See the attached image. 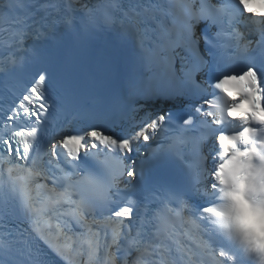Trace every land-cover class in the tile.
<instances>
[{
  "label": "snow or ice",
  "instance_id": "snow-or-ice-1",
  "mask_svg": "<svg viewBox=\"0 0 264 264\" xmlns=\"http://www.w3.org/2000/svg\"><path fill=\"white\" fill-rule=\"evenodd\" d=\"M46 249L264 264V11L0 0V264Z\"/></svg>",
  "mask_w": 264,
  "mask_h": 264
}]
</instances>
